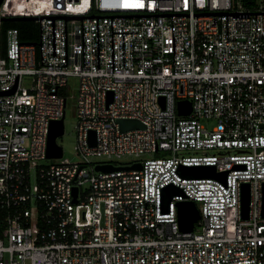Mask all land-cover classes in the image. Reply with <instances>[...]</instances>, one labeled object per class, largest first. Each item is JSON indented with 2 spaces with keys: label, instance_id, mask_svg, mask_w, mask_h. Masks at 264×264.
Masks as SVG:
<instances>
[{
  "label": "built area",
  "instance_id": "1",
  "mask_svg": "<svg viewBox=\"0 0 264 264\" xmlns=\"http://www.w3.org/2000/svg\"><path fill=\"white\" fill-rule=\"evenodd\" d=\"M6 17H34L38 43ZM72 78L80 161L44 164ZM107 164L121 169H96ZM192 166L225 180L184 176ZM263 184L264 0H3L0 264H264ZM169 185L183 193L165 211ZM186 200L200 211L191 231Z\"/></svg>",
  "mask_w": 264,
  "mask_h": 264
},
{
  "label": "water",
  "instance_id": "2",
  "mask_svg": "<svg viewBox=\"0 0 264 264\" xmlns=\"http://www.w3.org/2000/svg\"><path fill=\"white\" fill-rule=\"evenodd\" d=\"M3 0H0V6ZM35 20L34 17H6V21H19V20ZM14 91V90H13ZM178 110L181 115H189L192 111V106L189 101H180L178 104ZM121 126L123 130H129L134 128H141L142 124L133 119L121 120ZM65 132V117L57 121H52L50 125V134L47 146V158L55 159L63 157L64 150L63 147L57 142L58 137L62 136ZM91 144L96 143V133L91 132L90 135ZM124 169H141L142 164L136 163L129 167H123ZM98 171H115L116 169H121V167H115L112 164L98 165L96 167ZM181 172L187 177H215L221 180H225L226 172H217L215 167H204V166H192V167H182ZM78 189L75 188V197L77 196ZM182 189L178 186L169 185L164 189L163 193V204L165 211H168L169 203L174 195L182 194ZM76 201V198H75ZM249 201H250V190L249 184L245 183L243 185L242 191V213L245 218L248 217L249 213ZM262 214L264 217V184H263V208ZM178 218L181 229L183 231H191L194 228L195 223L200 218V211L197 207L195 201L186 200L178 202Z\"/></svg>",
  "mask_w": 264,
  "mask_h": 264
},
{
  "label": "rangeland",
  "instance_id": "3",
  "mask_svg": "<svg viewBox=\"0 0 264 264\" xmlns=\"http://www.w3.org/2000/svg\"><path fill=\"white\" fill-rule=\"evenodd\" d=\"M26 83H28V80H26ZM78 85H79V80L77 78L70 79L69 88L67 91V95L69 96V98L66 105L65 133L62 136L58 137L57 139V142L63 147L64 150L63 157L43 160L42 163L44 164H65V163H73L80 161V158L75 153V144H76L75 125L77 123L75 95L77 94ZM148 156L151 155L147 154L141 158H134L133 156L127 155L125 157H122L121 159H109L105 156H96L94 157V161L102 162V163L111 162L116 166H125V165H130L134 161H136L134 159H137V161H139L140 159H143Z\"/></svg>",
  "mask_w": 264,
  "mask_h": 264
},
{
  "label": "trees",
  "instance_id": "4",
  "mask_svg": "<svg viewBox=\"0 0 264 264\" xmlns=\"http://www.w3.org/2000/svg\"><path fill=\"white\" fill-rule=\"evenodd\" d=\"M4 28H18L22 41L26 43H38L40 39L39 25L34 20L6 21Z\"/></svg>",
  "mask_w": 264,
  "mask_h": 264
},
{
  "label": "snow or ice",
  "instance_id": "5",
  "mask_svg": "<svg viewBox=\"0 0 264 264\" xmlns=\"http://www.w3.org/2000/svg\"><path fill=\"white\" fill-rule=\"evenodd\" d=\"M126 6L139 7V6H142V5H126Z\"/></svg>",
  "mask_w": 264,
  "mask_h": 264
}]
</instances>
